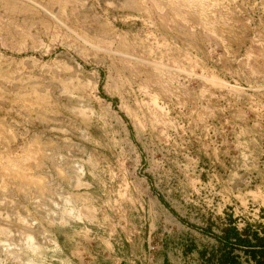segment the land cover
<instances>
[{
    "label": "rangeland",
    "instance_id": "rangeland-1",
    "mask_svg": "<svg viewBox=\"0 0 264 264\" xmlns=\"http://www.w3.org/2000/svg\"><path fill=\"white\" fill-rule=\"evenodd\" d=\"M0 148V264L264 227V0H0Z\"/></svg>",
    "mask_w": 264,
    "mask_h": 264
},
{
    "label": "trees",
    "instance_id": "trees-1",
    "mask_svg": "<svg viewBox=\"0 0 264 264\" xmlns=\"http://www.w3.org/2000/svg\"><path fill=\"white\" fill-rule=\"evenodd\" d=\"M213 241L200 245L195 264H264V227L243 220L239 225L227 222L212 233ZM187 246V244L185 245Z\"/></svg>",
    "mask_w": 264,
    "mask_h": 264
},
{
    "label": "crops",
    "instance_id": "crops-1",
    "mask_svg": "<svg viewBox=\"0 0 264 264\" xmlns=\"http://www.w3.org/2000/svg\"><path fill=\"white\" fill-rule=\"evenodd\" d=\"M184 222L187 224H184L185 227L191 224L196 232L204 237L210 234V242H212V233H216L219 227L227 222L233 223V218L230 212L227 213V208L222 206L218 214H215L214 218L211 219L214 227L204 219L196 223H190L189 221ZM189 240L188 237L187 241H185V238L180 239V237L178 238L175 236L171 241L172 244H170L168 241L159 239L157 242H153L151 248L148 249V228H146L143 236L138 239L140 246L136 252L128 250L126 255H114V264H118L117 262L119 261L125 264H195L199 258L196 254V250L204 243L197 244ZM186 244L187 246H185ZM239 264H248V262L246 260H241Z\"/></svg>",
    "mask_w": 264,
    "mask_h": 264
},
{
    "label": "bare ground",
    "instance_id": "bare-ground-1",
    "mask_svg": "<svg viewBox=\"0 0 264 264\" xmlns=\"http://www.w3.org/2000/svg\"><path fill=\"white\" fill-rule=\"evenodd\" d=\"M1 149V148H0ZM1 151V150H0ZM5 152V151H4ZM1 153V152H0Z\"/></svg>",
    "mask_w": 264,
    "mask_h": 264
}]
</instances>
